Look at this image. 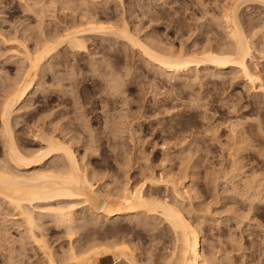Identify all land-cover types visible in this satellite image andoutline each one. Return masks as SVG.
<instances>
[{
	"label": "bare ground",
	"instance_id": "bare-ground-1",
	"mask_svg": "<svg viewBox=\"0 0 264 264\" xmlns=\"http://www.w3.org/2000/svg\"><path fill=\"white\" fill-rule=\"evenodd\" d=\"M2 1L3 0H0V2H2ZM19 1L21 2L20 3L21 4V9L20 8L19 9L22 12V16L24 15L25 16L24 19H26V20L27 19H31V21L27 20L28 21L27 23H21V24L19 22L18 25H11L8 29L5 26H0V45L3 46V50H5V52H6L5 59L7 60V62H13L14 63L15 70L23 72L22 80H20L18 82H14L12 85L9 86V88L6 87V88H8V90L4 94L3 99L2 98L0 99L1 100V102H0V150H1V152H0L1 153V155H0V219H1V221H0V261H1V264H35V263L36 264H44V263L45 264H98L99 262L104 261V258H106L107 256H112L113 257V263L112 264H121V263H123V264L124 263L125 264H150V262H152L151 259H148V258H147L148 260H146V259L143 260V259H138V258L135 259L133 255L127 254L126 251H124L122 249H119V247H121V245L115 246L114 245L115 244L114 241H112L114 244L111 243L113 245H111V244H103L102 243V245L100 244L101 246L99 248H96L95 246H94L95 248H93L92 244H91L92 247L88 246V245H90L89 243H92V241H95V237L96 236H100V235H97V234H99L98 232H100L99 230L101 229V227H100L101 225H99L100 222L107 221V222L111 223V225H112V223L117 221V220H118V222H120V220L128 221L129 224H130V225L128 224L129 225L128 227H130L131 223H132L131 227H133V228H134V226L136 228H138V227L141 228L142 227L143 228L142 230H146L144 228H150L149 230L153 229L156 226L155 225V221L156 220H158V222H160V221L162 222L163 221L164 223H167V225H168L167 227H169L173 231V233L175 234L176 240L180 241V243H181V249L179 250V252L177 254V257L175 255L174 250H172V252L170 254L172 257L173 256L176 257V264H218V262H221V264H235V262L233 261L232 257H230V255H229L230 253L228 252L229 251L228 249H227L228 251L222 252L223 250L221 251V249H217L216 250V246L215 245H213V246H215V249H213L214 247L212 245L208 246L209 248H207V245L204 246V247L207 248V250L204 249V247H203L202 242L203 241L208 242V241L206 239L205 240L202 239V234H201V231H202L201 227L202 226L201 225H202V223H204L202 221L206 220L205 219L206 217L204 216V214H202L200 212V210L201 211L205 210V212H206V209H208V208L203 209L204 207H201L202 209L199 208L200 210L196 212V214L198 216V220H199V218H201L199 221H197L196 219L194 221L191 218V215H190L191 212L189 213L188 212L189 210L185 211L184 204L182 203V201L184 202L186 197H188V196L190 197L191 191L193 190V187H191L192 185H190L189 183L184 181L183 178L186 176V174H184V173H189V172L191 173V171H192L191 169L194 167V166L192 167V165H191V164H193V162L191 164L189 163V159L191 158V157L189 158V156L191 155L189 153L192 152V150L191 151L188 150V151H185V152L179 150V154H181V156L178 157V158H180L179 169L182 172L181 174L185 175V176H183V178L181 177L182 176L181 174H180L181 175L180 177H175L176 175L173 176L172 174H170V171H165L163 173H160L157 176L156 173L153 172V169L148 164H144V165H148L149 167H143L142 168V166L139 163V165L141 166L140 168H142V169H139V171L141 170V176H142V177H140V175L138 176V177L141 178V179L139 178L140 182H139V180H137L135 178V176H133L135 178L134 180H137L136 181L137 183L135 185H133V186H130L129 185V183H130L129 181L130 180H127V177H126L128 175L129 171L127 172V169L124 168L125 171L124 172L122 171V172L125 173L123 175L125 178L115 179V177L112 178L110 176V178L112 179L111 180L112 188H111V185L109 184L110 182L108 181L109 183H107V184L110 185L111 189H107L108 191L105 190L106 191L105 194H101V192H103V190L100 189V190H102V191H100L99 189H97L96 187H98L99 185L97 186L96 183H97V181H98V183L100 181L102 182L105 178H107L109 176L108 173H107L108 166H107V168H104V169H106L105 171L103 170L105 173H107L106 175H108L107 177H105V173L103 174V173L99 172V171H102V170H98L99 168L95 169V167H94V169L90 168V166L88 167V165L90 164L89 162H91V161H89V159H91L90 158L91 155H95V154L98 155L97 152L99 151V149H98L99 146L100 145H104V143L106 141L109 142V137L110 136H108L109 135L108 133H106V134H108L107 135L108 137L105 136L106 139H104L102 137L104 134L102 136H100L101 135L100 134L99 135L100 137L98 136L99 138H95L92 135L94 133H91V132H93L96 129V127H95V129L93 131H90V135L89 134L86 135L87 134L86 133V128L88 126L86 128H84L85 132H82L83 130L82 131L81 130L78 131L79 128L75 126L76 125L75 123L80 122L79 121V119H80L79 117H81V116L77 117L78 120L75 119L77 122L73 121L74 125H72V124L70 125L67 121H64V122L59 121L57 123H53L51 118L49 120H46L47 116L44 117V115H45L44 113H43L44 114L43 116H42V113H41V117L42 118H40L37 115L40 113V111L44 110L45 108H43L39 104L36 107V109H34V112H32V113L30 112L31 114H29V116L24 120V124L26 125L25 128L28 131L29 135L32 137V140L36 141V143L37 142L41 143L42 146L38 147L35 151L25 152V151H23L25 143L24 144L19 143L20 140L22 139V136H21V139H20L19 135H21V134H18V132H20V130L17 131V132L15 130V124H16L17 121L13 118V115H15V113H16V111L18 109L26 107V105H24V102L27 101L26 98L32 97L34 95V92H36L39 89V86L43 85V82H41V79H43L42 77L44 76V72H46V71L49 72L52 67H56L57 66V68H58V66L60 64H62V63H63V65L67 64L65 62L68 61L69 59L65 60L64 57H62L63 55L61 57H62L63 60H65V62L62 61V63H61V61H60V64H59V60L57 59L59 53L61 52V50L63 48H65L64 51L70 50L69 53H70V55L72 54L73 56L77 55V54L80 55V53L87 51L86 50L87 47H86V44H85L86 36H95V37L99 36L104 41L105 40L106 41L107 40H109V41L113 40L115 42L117 41V42H120L122 44H127L132 49H137L139 51V55H141L143 57L142 60H145V62H146L144 64L152 65L154 67V69L158 71L157 75L160 74V75L164 76L166 79H169V80H171V79H178V80L179 79H184V80H186V78H187L186 76H188L187 73H189L190 71L192 72V69H195V72L200 71L198 73L203 74L205 77L206 76L207 77H212V79H214L213 80V84L212 83H210V84L214 85V81L217 82V81H221L224 78H226V75H227L226 73H228L226 70H228V71L232 72L233 74H235L237 76L236 79H238V76H240L244 80L245 84H249L251 86L250 88H252L253 90H254V88L258 87L257 90L260 91L263 94V98H264V73H263V69H259L260 67L257 64V60L255 62L254 59L256 57L254 58L253 57L254 55L252 53L253 52V48L255 49V47H253V45H250V42H248V40L250 38H248V40H247L246 36L244 35L245 32H243L245 30H242L241 29L242 28V26H241L242 24L241 25L239 24L242 20H239V18L237 17V9L239 7V4L241 2H244L245 0H243L241 2L240 1L238 2L237 0L236 1L234 0V2H232L231 4L229 2H231L232 0H230V1L227 0V4L229 3L228 5H230V6H228L227 8H224L225 7L224 6L223 7L224 8L223 9V14H222V16L220 15L223 18V21L225 22V24L227 25V29H226V26H225V31L227 30V32H225V33L228 35V39H229V43H228L229 45L227 44V47H226L227 49H225V48L224 49L220 48L221 50L216 49L219 46L220 43L222 44L221 41H223V39L225 38V35H223L224 36L223 38L220 37L222 40L221 39L218 40V41H220L219 44H217V45L215 44L217 46V47L215 46L216 50H213L214 49L213 46H211V48L208 46L209 43H211L209 41H211L213 39L212 38L210 40V38L208 37V41L204 40L207 43L209 42L208 45L204 44L205 42L203 41L204 46L206 45L208 47H204L203 50H199V51L197 50L198 51L197 54L200 51H202L201 52L202 54L200 53L199 56L197 55L198 57L195 56L196 55L195 53L194 54L190 53L191 56H189L188 55L189 53L186 54L187 52L186 53H182V52H185V51H182V50L176 51V49L175 50H171L170 49L171 47L169 48L171 51H169V49L167 48L168 52L164 53V52L161 51L159 53L158 51L160 49L158 47H161V46H164V45H162L161 43H159L158 46L150 44V41H154L155 42V40H150L148 42H145V41H143V39L140 38L142 40L141 41L139 39V37H138V34L136 35V33L131 31V30H134V29L130 30L129 25H128L127 21H126L128 19H124L123 16H121V15H120L121 16L120 19H117V17H119V15H116V14L115 15L113 14L114 16H117L115 20L113 18L114 16L113 17L111 16V18L114 21L112 19L108 18V17H110V15L113 13L114 10L117 11L119 3H118V6H117L116 9L112 8V10L114 9L113 11L108 9L110 7L109 6L107 9L112 11V12L108 13L109 11L107 9L105 11L103 9L100 10V8H97L96 10L92 9V8H94L93 6H95L97 4V3H95L96 0H95V2H93L94 0L92 1L93 3H95V5H93V6L91 4L92 2H90L89 0H19ZM115 1H117V0H115ZM119 1H121V0H119ZM256 1H259V0H256ZM262 1L264 2V0H260V2H262ZM102 2H103V4L105 3V5H106L108 0H104ZM120 3H122V2H120ZM103 4L101 3V7H103L102 6ZM116 4H117V2H116ZM90 5L92 6V8H91ZM108 5H110V4H107V6ZM221 5L223 6V4H221ZM241 5L242 4H240V6ZM263 5H264V3H263ZM105 7L106 6H104V9H105ZM143 7H142V9H143ZM50 8H52V10ZM220 8H221V6H220ZM125 9L127 10V8H125ZM129 9H131V8H129ZM133 9L134 8H132V10ZM47 10H51V13L49 14L50 15V18H49L50 20L49 21H52V26H51L50 22L45 24L46 21L43 19V17L46 14ZM152 10H155V9H152ZM142 11H146V10H142ZM148 11H149V9L147 7V12L144 13V14H139V15H142V16L147 15V14L148 15H154V13L153 14L152 13L149 14L150 12H148ZM132 12H134V11H132ZM135 12H136V10H135ZM154 12H156V10ZM220 13H222V12L220 11ZM51 14L54 17L52 20H51V17H52ZM58 14H60V17H58ZM130 14H132V13L130 12ZM135 15H137V14H135ZM139 15H137V16L138 17H142V16H139ZM101 16H102V18L104 16H106V19L108 18V20L106 22H103L106 19L104 18V20L102 19L103 20L102 21L100 19ZM128 16L131 17L133 15L130 16L128 14ZM152 17H154V16H152ZM171 17H173V16H171ZM221 17H219V18H221ZM57 18H59V19L57 20ZM135 18H136V16H135ZM99 19L102 22L99 21ZM152 19H150V20L152 21ZM217 20L218 19H216V21ZM238 21H240V22H238ZM32 22H35V23L32 25ZM130 22H132V21H130ZM224 22H222V23H224ZM133 26L135 27V24H133ZM218 26H221L222 29H223L222 25H218ZM134 27H131V28H134ZM177 27H178V25H177ZM179 27L177 28V30L180 29ZM206 29L207 28H205V30H204V34H205V31L207 32ZM209 29H208V31H210ZM135 30H137V28ZM223 33H224V31H223ZM245 34L247 35V33H245ZM178 35H179V33H178ZM205 36H210V35L207 34ZM247 37H248V35H247ZM145 38H147V37H145ZM226 38H227V36H226ZM226 38H225V40H226ZM205 39H207V38H205ZM154 44H157V43L155 42ZM160 44H161V46H159ZM212 44H213V41H212ZM251 44H252V42H251ZM93 45H95V44H93ZM107 45H109V44H107ZM110 45L114 46L112 44H110ZM100 46H102V45L100 44ZM221 46L224 47V46H226V44L225 45H221ZM106 47H109V46H106ZM165 47H168V46L165 45ZM193 47L195 48V45ZM196 47H198V46L196 45ZM202 47H203V45H202ZM112 48L109 49V50H112ZM127 48L128 47L126 46V49ZM130 48L128 50H130ZM105 49H107V48H105ZM115 49H116V47H115ZM154 49L155 50L158 49V50L155 51ZM100 50H99V53H100ZM103 50L104 49H102V51ZM164 50H166V49L164 48ZM104 51L108 52L106 50H104ZM132 51L133 50H131V52ZM180 51H182V52H180ZM109 52H111V51H109ZM112 52H113V50H112ZM114 52H115V50H114ZM117 52H118V50H117ZM117 52H115L114 55L115 54L118 55ZM192 52H194V50ZM86 53L91 54L92 52H88L87 51ZM105 54H102V57ZM65 55H67V54H65ZM70 55H67V56H70ZM109 55L111 56L113 54L109 53ZM127 55L129 56L130 53L127 54ZM127 55L125 54V58L124 59L127 58L126 57ZM71 58H72V60H74L73 59L74 57H71ZM77 59H81V58H78V55H77ZM102 59L107 60L108 58L107 59L106 58H102ZM53 61H55V63H54V65H51V64H53L52 63ZM70 61H68V62H70ZM46 62L49 64L47 67L44 64ZM71 62H73V61H71ZM104 62H106V61H104ZM75 63H77V62L74 61V64ZM110 63H112V61ZM124 63L127 64V61L124 62ZM78 64H76V65H78ZM101 64L102 63L99 64V67H100ZM67 65L71 66L72 64L68 63ZM73 65L71 66L72 68H73ZM109 65L110 64H108V66ZM87 66H89V65H87ZM105 66L107 68L106 64H105ZM59 67H61V66H59ZM79 67H81V66H79ZM79 67H77V68L75 67V68L78 69ZM97 67L95 66L94 69H96ZM102 67L103 66L101 65V68ZM64 68H65V71H66V67H63L62 69H64ZM111 68H112V66H111ZM115 68H113V70ZM150 68H152V67L150 66ZM261 68H262V66H261ZM116 69L118 71L120 70L119 68H116ZM58 70H57V72L61 71V70L60 71H58ZM72 70H73V71H71L72 73L75 72V71L76 72L78 71V70L74 71V69H72ZM98 70H96V72ZM103 70H100V71L102 72ZM130 70H128V71H130ZM114 71L112 72L109 69V70L103 72V76L106 77L107 74L108 75L112 74L111 77H113ZM128 71H126L125 73H127ZM62 72H64V71L62 70ZM68 72H70V71H68ZM83 72H82V74H83ZM91 72L92 71H90V73H88V74L86 72L87 75L84 78L85 80L87 79L86 77L88 75L90 76V74L91 75L93 74ZM120 72H122V71L120 70ZM72 73H71V75H72ZM129 73H127V74H129ZM53 74L54 75L56 74V70L54 72L52 71V73H51V75L54 77ZM60 74L63 75L64 73L60 72ZM75 74H74V76H76ZM97 74H99V73H97ZM116 74L118 75L119 73H117V71H116ZM80 75H81V73H80ZM80 75H79V78L81 77ZM48 76H47V78H48ZM119 76H121V75L119 74ZM119 76L116 77L117 79L116 78H111L110 80H108V81H111L110 84H108L109 82L105 81L108 84V85L106 84V86H108V88H109V85H110V88L113 90V92L118 91V90L120 91V88H121L120 86L123 83V81H122L123 78H121V80H120ZM53 77L52 78L50 77V79L46 80V81L47 82L50 81L51 79H53ZM72 77H73V75H72ZM77 77L78 76H76V78ZM92 77L90 76V79ZM96 77H94V78H96ZM121 77H123V76H121ZM191 77H192V74H191ZM230 77L233 78L235 76L231 75ZM62 78H63V76H62ZM68 78H70V77H68ZM68 78L66 80H69ZM76 78H74V79H76ZM99 78H100V76H99ZM199 78H200L199 80L201 81L202 78L201 77H199ZM101 79H102V76H101ZM107 79L108 78L106 77V80ZM162 79H163V77H162ZM195 79H197V78L195 77ZM54 80L55 79H53V81ZM94 80H96V79H94ZM193 80H194V78H193ZM75 81H77V79L72 81V82H75ZM103 81H104V79H103ZM187 81H189V80H187ZM206 81H207V79L205 80V82ZM208 81L210 82V80H208ZM92 82H94V81H92ZM101 82H102V80H101ZM125 82L122 85L123 87L125 85ZM203 82H204V79H203ZM69 83H70V81L68 83H65L66 86H65V84H63L62 87L65 86L64 87V89H65L67 87V84H69ZM95 83L100 84L98 81L95 82ZM95 83L94 84L92 83L90 85L97 86ZM185 83L183 84V85H185L184 87H186ZM71 84H73V83H71ZM218 84H219V82H218ZM70 85H68V87H70ZM73 85H76L75 88L78 86L76 84V82ZM73 85H71V86H73ZM52 86H53V84H52ZM101 86L106 87L105 85H101ZM62 87H60V88H62ZM90 88H91V86H90ZM110 88L108 89L109 92L107 91L108 94L111 92ZM172 88L174 89V87H172ZM247 88H249L248 85H247ZM247 88H245L246 91H247ZM51 89H50V91H52ZM53 89H55V88H53ZM73 89L74 88H72V90ZM103 89L105 90L106 88H103ZM45 90H46V88H45ZM66 90H69V89L66 88ZM82 90H81V92H82ZM90 90L91 91L94 90V91L98 92L94 88H92ZM90 90H89V94H90ZM104 90H102V92ZM249 90L250 89H248V91ZM73 91H72V93H74ZM78 91H80V90H78ZM122 91H121V93H124V91L123 92ZM61 92L63 94V91H61ZM61 92L59 93V95H61ZM102 92H101V94H103L105 96V94H104L105 91L103 93ZM55 93L58 94V92H55ZM75 93H77V89H76ZM78 93H77V95H78ZM83 93H82L83 95L86 94L85 92H83ZM121 93H119V95H123ZM66 94H68L69 97H71V95L69 93L66 92ZM82 94H81V97H82ZM113 94H115V93H113ZM116 94H118V93H116ZM250 94H252V93H250ZM59 95H58V97H59ZM91 95H93V94H90L89 97ZM95 95H96V93H95ZM109 95H111V94H109ZM109 95H107V99H109V97H108ZM196 95L199 96V94H196ZM72 96H73V94H72ZM257 96H258V94H257ZM60 97H62V95ZM84 97H82V98H84ZM87 97H88V95H87ZM111 97H110V99H111ZM117 97H119V96L117 95ZM122 97H124V96H122ZM255 97H254V99H255ZM73 98H75V97H73ZM82 98H80V97L78 98V99H81L80 102L82 101ZM91 98L95 99L96 97L94 98V97L91 96ZM125 98H127V97H125ZM173 98L175 100V97H173ZM252 98H253V96H252ZM54 99H55V95H54ZM54 99H53V101H54ZM67 99L65 98V100H67ZM102 99L100 98L99 101H102ZM107 99L105 98V100H107ZM172 99H170V100H172ZM256 99L254 101L255 104L257 103ZM90 100L92 101V99H90ZM90 100H88V101H90ZM96 100H98V99L96 98ZM122 100H123V98H122ZM124 100H126V99H124ZM69 101H71V100L68 99V102ZM86 101H85V103H86ZM103 101H102V103L101 102L100 103L103 104ZM115 101H117V100H115ZM115 101H111V103L115 102ZM195 101H196V99H195ZM46 102H49V98H47ZM64 102H66V101H64ZM73 102L75 104V101H73ZM80 102H79V104H80ZM95 102H92V104L95 103ZM105 102L108 103L109 101L107 100ZM105 102H104V104L107 105V103H105ZM122 102L125 103V101H122ZM60 103L63 104L62 102H60ZM88 103L90 104V102H88ZM127 103H128V101H127ZM197 103L198 104H196V105H197L198 108H199L200 105L203 104V103L199 104V102H197ZM19 104H22V105L18 107ZM57 104H58V102H57ZM66 104H68V103H66ZM70 104L71 103L69 102L68 106ZM97 104H98V102H96V105ZM120 104L122 105L123 103H120ZM172 104H173V101H172ZM82 105L83 104H81V106ZM93 105H95V104H93ZM93 105H92V109L95 107V106L93 107ZM99 105H97V106H99ZM256 105H259V104H256ZM256 105H255V107H256ZM73 106H72V108H73ZM86 106H88V104ZM53 107H54V105H53ZM83 107H85V106H83ZM110 107H112V106H110ZM114 107L116 108V106H114ZM232 107L236 108V106H232ZM240 107L242 108L243 106H240ZM87 108H86V111L89 112L90 108L88 110H87ZM115 108H114V112H115ZM201 108H202V106H201ZM235 108H234V110H236ZM70 109H71V107H70ZM70 109H69V111H67L66 109L62 110L61 111L62 113L59 110L58 111V113H60V115H59L60 118L59 119H61L62 117L66 116V115H69V113L71 114L72 111L70 112ZM76 109H78V108L76 107ZM97 109H98V107H97ZM251 109L252 108H250L246 112L253 111L254 110V106H253V109L252 110ZM111 110L113 111V109H111ZM131 110H132V108H131ZM25 111H23V112H25ZM79 111H80V109L78 110V112ZM100 111H103V110H100ZM116 111H117V109H116ZM125 111H127V109ZM95 112H93V113H95ZM118 112L119 111H117V113H114V114H118ZM254 112H255V110H254ZM256 112H257V110H256ZM72 113L74 114V112H72ZM104 113L105 112H103V114ZM249 113H251V112H249ZM252 113H251V118L253 119L252 116L256 115V113L255 114H252ZM73 114H71L72 117H73ZM75 114L78 115V113H76V112H75ZM79 114H82L81 111H80ZM86 114H88V113H86ZM89 114H90V112H89ZM105 114H107V113H105ZM126 114L129 115V113H126ZM126 114L124 113V114H121L120 116H118V115L117 116L122 118L123 117L122 115H124V117H126L125 116ZM46 115H48V114H46ZM245 115H247V114H245ZM245 115H243V116H245ZM107 116H109V114ZM249 116H250V114H248V117ZM132 117H134V116L132 115ZM74 118H72V119L74 120ZM102 118H100V120ZM110 118L111 117H108V119H110ZM114 118H116V116ZM240 118H244V117H240ZM85 119H87V118H85ZM108 119L105 116V119L103 121L105 124L104 123L102 124V126L105 125L104 128L110 127V126H106L107 123L110 121V120L108 121ZM116 119H119V118H116ZM129 119L130 118H128V120ZM121 120H120V123H121ZM128 120H126L128 122L127 125H130L133 122V120L132 121H131V119L129 120V121H131V123ZM114 121L119 122V120L118 121L114 120ZM114 121L112 120V122H114ZM81 122H84V120L82 118H81ZM86 122H88V121H86ZM86 122H84V123H86ZM122 122H123V120H122ZM243 122H244V120H243ZM248 122H249V118H248ZM80 123H78V125ZM125 123H123L124 126H125ZM253 123H252V125H253ZM250 124H248L249 127H250ZM84 125L86 126V124H84ZM117 125H118V123H117ZM257 125L259 126V123H257ZM81 126L84 127L83 125H81ZM118 126L120 127V125H118ZM124 126L121 125V127H124ZM130 126L129 127L127 126L128 127L127 128L128 131H126V132H128V135H129L128 137L130 138V139L128 138L129 141L127 139H125L127 137L123 138L124 135L122 137L123 138L122 140L125 141V142L127 141L130 144L131 143L130 140L133 141V139L134 140L136 139L134 141V143L132 142L134 145L136 143V146H138L137 143L140 140L142 141L141 144H143L144 140L147 139V138L142 140L143 137H140L141 139L136 137V135H138V134L135 133L136 132L135 130H138V129H133L135 131L134 132L133 130H131ZM133 127H135V125ZM137 127H138V125H137ZM137 127H135V128H137ZM171 127L172 126H170V128ZM233 127L235 128L236 126L232 125V128ZM252 128H253V126H252ZM261 128H263V126ZM80 129H83V128H80ZM107 129H106L105 132H107ZM118 129L119 128H117V130ZM120 129H124V128H120ZM239 129L240 130H238L236 132V135H235L231 131V129L229 128L230 132H232L234 134L233 138L231 136V138H232L231 140H233V142L231 141L233 143V144L231 143V145H233V146H232V148L230 147L232 149V151L230 150L231 152H229L230 156H228V153H227L226 157L228 156L229 159L231 157V162H229V163L232 166L229 165L230 168H232L233 170L234 169L239 170V172H240L241 171L240 169H242L244 167V163H242V164L240 163V160L243 159V154H245L244 156H247L246 154L249 155L250 152H251V153H255V156L257 154L260 157H264V136H263L264 132H263L262 136L260 137L261 141L259 142L257 140L260 143V144L258 143L259 146L257 145V147H255L254 145H256V144L253 145L251 143V141H250V134H251L252 130H247L246 128L242 129L241 127ZM258 129L259 128H256L255 132L260 130V129L259 130ZM96 131H97V129H96ZM109 131H110V133L112 132L111 130H109ZM168 131H170V130H168ZM168 131H166V132H168ZM97 132H99V131H97ZM113 132H114V130H113ZM123 132H125V131H123ZM139 132L140 131H138V133ZM162 132H164V131H162ZM99 133H101V132H99ZM102 133H104V131ZM232 133H230V134L233 135ZM166 134L167 133H165L164 135H166ZM169 134H171V133H169ZM174 134H176V133H174ZM97 135H98V133H97ZM97 135L95 134V136H97ZM125 135H126V133H125ZM227 135H229V134H227ZM114 136L117 137V135H114ZM114 136H113V138H114ZM141 136H143V135H141ZM172 136L169 137V139L170 138L172 139ZM175 136H173V137H175ZM225 137H227V136L225 135ZM256 137H257V134H256ZM166 138H165V140L168 139V138L167 139ZM251 138H253V137H251ZM178 139H179V136L177 135V142H178ZM217 139H219V138H217ZM257 139H259V136L257 137ZM75 141L77 142V145H76V143H75V145H73V143ZM98 141H99V143H96ZM110 141H111V139H110ZM167 141H166V143H168ZM255 141L256 140L254 138L253 142L255 143ZM115 142L116 141H114L113 144H115ZM118 142L120 143L122 141H119V139H118ZM125 142H123V143H125ZM140 142L138 144H140ZM174 142L175 141H173L172 144ZM182 142H184V141H182ZM182 142H178V144L179 143L183 144ZM222 142H220V143H222ZM227 142H228V140H227ZM193 143H194V140H193ZM113 144L110 145V148H112L111 146L115 147L116 144L115 145H113ZM178 144H176V145L178 146ZM187 144H188V142H187ZM120 145H125V144H121L120 143ZM173 145H170V146H173ZM197 145H198V143H197ZM161 146H163V145H161ZM177 146H175V147L177 148ZM25 147H26V145H25ZM123 147L125 148V146H123ZM130 147H132V146H130ZM78 148H81L82 153L78 152ZM110 148H108V149L106 148V149L109 151ZM116 148H118V147H116ZM116 148H114V149L116 150ZM124 148H122V149H124ZM126 148H128V147H126ZM187 148H189V147H187ZM226 148H227V146H226ZM104 149H105V147H104ZM114 149L112 148V149H110V151L113 150L111 152H114V154L113 153L112 154L114 155V157L115 156L117 157L118 156V152L120 150L118 149L119 151L117 152ZM130 149H128V151ZM100 150H101V147H100ZM132 150H134V149H132ZM132 150H130V151H132ZM138 150H139V148H138ZM140 150H141V148H140ZM171 150H172V148H171ZM91 151H93V153H91ZM105 151L106 150H104L103 152H105ZM124 151H125V149H124ZM128 151H125L126 153L124 152V154H126V156L130 155L128 153ZM141 152L142 151H139V153H138V151H137V153L139 154V157L141 155ZM105 153L108 154L107 152H105ZM127 153H128V155H127ZM131 154H134L133 151H132ZM142 154H143V152H142ZM120 155H122V153ZM171 155H173V154H171ZM175 156H176V154H175ZM175 156L173 158H175ZM251 156H252V154H251ZM103 157H105V156H103ZM112 157L108 156L107 158L110 159ZM118 157H119V159H118L119 161H120V158L123 159L120 156H118ZM249 157H250V155H249ZM115 158H114V160H115ZM127 158L129 159V156L128 157H124L123 160L124 161L128 160ZM258 158H257V160H258ZM109 159H107L106 165L108 164L107 162H108ZM137 159H138L137 161L139 162V158H137ZM244 159L246 160L245 157H244ZM97 160L99 161L100 159H97ZM105 160H106V158H105ZM118 160H116V161H118ZM252 160H253V158H252ZM254 160H255V157H254ZM254 160L251 161V162L254 163ZM112 161H111V163H114V161L113 162ZM119 161H118V163H119ZM134 161H136V159ZM141 161H142V159H141ZM191 161H192V159H191ZM242 161H244V160H242ZM259 161H261V159ZM97 162H95L96 163V167H97ZM129 162H130V160L128 161V163L126 161V163H123L122 166L124 167L125 164H127L126 166H128ZM131 162H133V161H131ZM194 162H195V160H194ZM91 163H93V162H91ZM102 163H104V160L102 161ZM118 163H114V164L116 165ZM98 164L100 165V162H98ZM135 164H133V165H135ZM248 164H250V163H248ZM255 164H256V162H255ZM101 165H100V167H101ZM106 165H105V167H106ZM118 165L120 167H122L121 164H118ZM139 165H136V166H139ZM102 166L104 167V165H102ZM112 166H110V168H112ZM129 166H132V165H129ZM246 166L247 165L245 164V167ZM120 167H117L118 169H120L118 171L119 173L121 172V169H122ZM113 168H116V167H113ZM126 168H128V167H126ZM247 168H248V166H247ZM254 168L255 167H253V169ZM253 169H251L250 174L248 173L244 177H241V178H243L241 180L242 183H243V184H241V185H243V190H244V186H245V191H246V188L248 190H250V192L253 193V195L251 197H253L254 194H258V193L260 194L261 193L260 191H263L262 189L264 188V181L262 180V179H264V178H262L263 176L261 177L260 173L258 174V172H256L257 174L254 171L252 172ZM110 170L111 169H109V173H111ZM112 170L114 171L115 169H112ZM247 170L248 169H246L245 171L247 172ZM131 171H133V170H131ZM126 172H127V174H126ZM213 172H215V171H213ZM222 172H224V171L221 170V173ZM231 172H232V170H231ZM119 173L116 172V174L113 173L112 175L113 176L114 175L118 176ZM137 173H139V172H137ZM241 173L242 172H240V174ZM208 174L210 175L209 171H208ZM229 174H231V173H229ZM121 175H122V173H121ZM189 175L191 176V174H189ZM206 175H207V172H206ZM209 175H208V177H209V179H211ZM225 175L226 174L224 173L223 176H225ZM119 177H121V176H119ZM119 177H116V178H119ZM228 177H227L226 180H229ZM130 178H131V176H130ZM191 178H192V176H191ZM239 178L240 177H238V179ZM124 179H126V180H124ZM234 179H235V177H234ZM182 180L184 182L181 183ZM188 181H189V179H188ZM205 181L206 182L210 181V184H211V180H207L206 179ZM131 182L133 183V180ZM158 184H164L165 188L167 190H169V198H164V197L163 198H161V197L159 198V197L153 195L154 193H152L151 190H152V188H155ZM100 185H101V183H100ZM206 185H207V183H206ZM235 188H236V186L233 188L234 191L237 189V188L236 189ZM241 189H242V186H241ZM243 190H242V192H243ZM230 191H232V190H230ZM238 191H239V188H238L237 192ZM245 191H244V195L246 194V197H247V193ZM239 195H240V193H239ZM248 195H250V194L248 193ZM235 196L238 197L237 195H235ZM242 197H244V196H242ZM248 197L250 198V196H248ZM191 198H192V196H191ZM260 199H261V197H260ZM217 200H218V198H217ZM252 200H254V199H252ZM262 201L264 202V200H262ZM250 203H251V201H250ZM190 204H191V202H190V198H189V202H188V206L189 207H190ZM202 206H204V205H202ZM207 207H209V206H207ZM191 208H193V207L191 206L190 209ZM194 210L195 209H193V211ZM198 212H200L201 214H199ZM243 214H245V213L243 212ZM236 216H238V215H236ZM241 216H243V215H240V217ZM210 218H211V216H210ZM7 220H10V221L7 223L6 222ZM209 220H211V219H209ZM158 222H157V224H158ZM124 223H122V224L124 225ZM119 225H121V224H119ZM102 226H103V224H102ZM11 227L12 228L14 227L15 230L17 231V234H18L17 237H14V235L9 233V228H11ZM109 227L111 229L112 226H110V224H109ZM120 227H122V226H119L118 228H120ZM105 228H107V224H106ZM118 228H115V229H118ZM115 229L113 228V230H115ZM126 229L125 228L123 229V227H122V230H126ZM155 229L156 228H154V230ZM106 230L107 229H105V233H104V230L102 229L103 236L108 232ZM111 230H110V232H111ZM113 230H112V232H114V234H115L116 232L113 231ZM138 231H139V229H138ZM151 231H153V230H151ZM131 232H133V231H131ZM153 234H154V232H153ZM109 235H110V233H109ZM105 237H104V239H105ZM117 237H115V238L117 239ZM123 238H124V236H123ZM105 240L108 241L107 239H105ZM119 243H121V242H119ZM209 244H211L210 241H209ZM85 246H87V247H85ZM122 247H123V244H122ZM237 250H238V248H237ZM133 251H134V249H133ZM86 253H89L90 255H88ZM144 253H146V252H144ZM148 254H151V253L148 252ZM148 257H150V256H148ZM145 260L147 262H144ZM155 263L156 262H154V264ZM164 264H170V257H169V260H165L164 261Z\"/></svg>",
	"mask_w": 264,
	"mask_h": 264
},
{
	"label": "rangeland",
	"instance_id": "rangeland-1",
	"mask_svg": "<svg viewBox=\"0 0 264 264\" xmlns=\"http://www.w3.org/2000/svg\"><path fill=\"white\" fill-rule=\"evenodd\" d=\"M89 1L92 2L93 0H89ZM102 1H104V0H99V1L96 0V2L94 0L93 2H95L97 4L95 5V3L92 2L91 3L92 6L93 5H95V6H93L94 8H92V6L90 5L91 8L95 9V10L97 8H100V10L103 9L105 11L110 6L111 8L109 7L108 9L112 10V8L116 9L117 6H118V3H119L117 11L113 9L114 10V11L112 10L113 13L108 18L112 19L111 16L113 17L116 14V15H119V17L114 16L113 17L114 20L116 19V17H117V19H120L121 16H123L124 19H128L126 21H127L128 25H129L130 30L134 29V30H131V31L136 33V35L138 34L139 39L141 38L145 42H148L150 40H155V42L157 44H154L155 43L154 41H150V44H153V45H156V46H158L159 43L164 45V46H161V44L159 45V46H161V47H158L160 49L158 51L159 53L161 51L164 52V53L168 52L167 48L169 49L170 47H171L170 48L171 50H175L176 49V51H179V50L185 51V52H182V51H180V52H182V53H186L187 52L186 54L189 53L188 54L189 56H191L190 53L191 54L195 53L196 54L195 56H197V55L199 56L202 51H200L198 54H197V52L199 50H203L204 47H208V46L210 48H211V46H213V48H214V49L212 48L213 50H216V49L221 50L220 48L227 49L226 47H227V44L229 43L228 35L225 33V32H227V30L225 31V26H226V29H227V25L225 24V22L223 21V18L221 16L223 14V9L227 8L228 6H230L228 4L229 3L231 4L232 2H234V0H232L231 2H229L230 1L229 0L228 4H227V0H223V1L222 0H121V1L113 0L114 2L112 0L111 1L108 0L106 5H105V3L103 4ZM237 1L241 2L243 0H237ZM116 2H117V4H116ZM120 2H122V3H120ZM262 2H260V0L259 1H256V0H245L244 2H241L240 4H242V5L240 6V4H239V7L237 9V17L239 18V20H242L241 22L240 21H238V22H240L239 23L240 25L242 24L241 25L242 26L241 29L245 30L243 32L247 33L248 37L244 33V35L246 36L247 40H248V38H250L248 40V42H250V45H253V47H255V49L253 48V52H252L253 55H254L253 57L254 58L256 57L254 60H255V62L257 60V64L260 67V68L259 67L258 68L259 69H263V73H264V55H263L264 54V5H263L264 2L263 3ZM20 3L21 2L19 0H3L2 2H0V26H5L8 29L11 25H18L19 22L21 24V23H27L28 21H31V19H27L28 20L27 21L26 19H24L25 16L24 15L22 16V12L20 11V9H21V4ZM101 3L103 4L102 5L103 7H101ZM107 4H110V5L107 6ZM221 4H223V6ZM104 6H106L105 9H104ZM220 6H221V8H220ZM142 7H143V9H142ZM147 7L149 9L148 12H150L149 14H151V13L153 14L154 13V15H148L147 14V15H144L145 17L142 16V15H139V14L146 13L147 12ZM125 8H127V10ZM129 8H131V9H129ZM132 8H134V9L132 10ZM50 9L52 10V8H50ZM152 9H155L157 13L154 12L155 10H152ZM51 10H47L46 11V14L44 15L43 19L46 21L45 24L50 22L51 26H52V21H49L50 20L49 19L50 18L49 14L51 13ZM110 10H108L109 12L108 11L107 12L108 13L112 12ZM135 10H136L137 13L135 12ZM142 10H146V11H142ZM132 11H134L135 13L132 12ZM220 11L222 13H220ZM130 12L132 14H130ZM128 14L130 16L133 15L134 17L133 16L129 17ZM135 14H137L139 16H142V17H138ZM51 16H52V14H51ZM135 16H136V18H135ZM152 16H154V17H152ZM171 16H173V17H171ZM58 17H60V14H58ZM219 17H221V18H219ZM53 18L54 17L52 16L51 20ZM104 18L106 19V16H104L103 18H102V16L100 17L101 20L102 19L104 20ZM108 18L105 21H103V20L102 21L106 22L108 20ZM58 19L59 18H57V20ZM100 19H99V21H101ZM150 19H152V21ZM216 19H218V20L216 21ZM130 21H132V22H130ZM222 22H224V23H222ZM34 23L35 22H32V25ZM132 23L135 24V27L137 28V30H135L136 28L133 26ZM177 25H178V27L180 26L179 27L180 29H178L179 31L177 30V28H178ZM218 25H222L223 29H222L221 26H218ZM131 27H134V28H131ZM205 28H207L206 30H207L208 33L205 31V34H204ZM208 29L210 31H208ZM223 31H224V33H223ZM178 33H179V35H178ZM207 34H209L210 36H205ZM223 35H225V38L227 36V38H226V40L224 38L223 41H221L222 42V44H221L220 41H218V40L223 38L224 37ZM203 36L205 38H207V39H205ZM145 37H147V38H145ZM208 37L210 38V40L213 38L211 41H209L211 43L208 42L209 45L206 42V41H208ZM204 40H206V41H204ZM112 41L113 40H111V41H109V40L106 41L105 40L104 41L99 36H96V37L95 36H86V42H85L86 47H87L86 50L88 52H92V53L88 54V53H86L87 51H85V52L80 53V55L77 54L78 58H81V59H77V55H74V56L72 54L70 55V53H69L70 50L64 51L65 48H63L61 50L62 53L60 52L61 54L59 53L58 58H57L59 60V64H60V61L62 63V61L65 62L66 59L67 60L69 59L68 61H70V60L73 61V62L66 61L65 63H67V64L69 63V64L73 65L74 61L77 62V63H75L73 65V68L71 67L72 65L69 66L67 64L66 65L64 64L65 65L64 66L63 63L59 65L61 67H59V66H58V68H57V66L56 67H52L51 70L53 72L56 70V74L55 75L53 74L54 77L51 75V73H52L51 70L49 72L48 71L44 72V76L45 77L43 76L42 77L43 79H41V82H43V85L39 86V89L36 92H34V95L32 97L26 98L27 101L24 102V105H26V107L18 109L16 111L15 115H13V118L17 121L16 124H15V130H16V132L20 130V132H18V134H21V135H19L20 139H21V136H22V139L20 140L19 143H21V144L25 143L23 151L32 152V151H35L38 147L42 146L41 143H39V142L36 143V141L32 140V137L29 135L28 131L25 128L26 125L24 124V120L29 116V114L34 112V109H36V107L39 104L45 109L40 111V113L37 116L42 118L41 117V113H42V116L45 114L44 117L47 116L46 120H49L51 118L53 123H57L59 121H62V122L67 121L70 125L71 124L74 125L73 121L77 122L75 119H77V117L81 116V117H79L80 118L79 119L80 122H81V118L84 120V122H86V121H88V122H86V123H84V122L75 123L76 124L75 126L79 128L78 131L79 130H81V131L83 130L82 132H85L84 128H86L88 126L86 128V133H87L86 135H88V134L90 135V131H93L95 129V127H96L97 131H99L101 133L97 132L96 129L93 132H91V133H94L92 135L95 138H99L103 134L104 135L102 137L104 139H106L105 136H107L108 134H109L108 136L111 137V138L109 137V142L106 141L104 143V145L106 144L105 146L104 145H100L99 146V148H98L99 151L97 152L98 155H96L94 153L95 155H91V157H90L91 159H89V161L93 162V163L89 162L90 164L88 165V167L90 166V168L94 169V167H95V169L99 168L98 170H102V171L104 170L105 171L106 169H104V168H107V166H108L107 173H108L109 176L106 175L107 173H105L104 171L103 172L99 171L100 173H103V174L105 173V177L108 176L102 182L100 181L98 183V181H97V183H96L97 186L99 185L96 188L99 189V190L102 189L103 192H104V193L101 192V194H105V192L108 191L107 189H111L112 188V185H111L112 184L111 183L112 179L110 178V176L112 178L115 177V179L125 178L123 176L125 174V173H123L125 171V169H127V172L129 171L128 175L126 177H127V180H130L129 181L130 182L129 183L130 186L135 185L137 183L136 182L137 180H139V182H140V179H141L140 177H142V176H141V170L139 171V169H142L143 167H149L150 166L153 169V172L156 173L157 176L160 173H163L165 171H170V174H172L173 176L176 175L175 177H180L182 175L181 177L183 178V176H185L184 174H186V176L183 179H184V181H186L187 183L192 185L191 187H193V190H192L193 192L191 191L190 197L188 196V197H186L184 202L182 201V203L184 204L185 211L189 210L188 212L189 213L191 212L190 213L191 218L194 221H195V219L197 221H199L201 218H199V220H198V216H197L196 212L199 211L200 209H202L201 207H204L203 209L208 208V209H206V212H205V210L204 211L200 210V212L202 214H204V216L206 217L205 218L206 220H203L202 222H204V223H202V225H201L202 226L201 227L202 228L201 229L202 230L201 231L202 239H204V240L206 239L208 241V242H206V241L202 242L203 247L207 245V248H209L208 246L215 245L216 246V250L217 249H221V251L223 250L222 252H225V251L229 250L228 251L230 253L229 255H230V257H232V259L235 262V264H237V263L238 264H264V202L262 201V200H264V197H263L264 196V194H263L264 193V188L262 189L263 191H260L261 192L260 194L259 193L258 194H254V196L251 197L253 195V193L250 192V190H248L247 188H246V191H245V186H244V190H243V185H241V184H243L242 181H241L243 178H241V177H244L248 173L250 174L251 169H253V167H255L256 169L254 168L252 170V172L253 171L255 173L258 172V174L260 173V176L261 177L263 176L262 178H264V160H263L264 157H260L257 154L255 156V153H251V152L249 154L250 157H249L248 154H246L247 156H244L245 154H243V159L240 160V163L241 164L244 163V167H245V164H246L248 166V168L246 166L245 168L243 167L242 169H240L241 170L240 172H242L241 174H240L239 170H236V169L233 170L232 168H230V166H232L229 163V162H231V157H230V159L228 157V156H230L229 152L232 151L231 148L233 146V145H231V143L233 142V140H231V139L233 138L234 134L236 135V132L238 130H240L239 129L240 127L242 129L246 128L247 130H252L251 134H250V141H251V143L253 145L256 144V145H254L255 147H257V145L259 146V144H260L259 142L261 141L260 137L262 136V134L264 132L263 131L264 130L263 129L264 128V98H263V94L260 91L257 90L258 87L257 88L253 87L254 88V90H253L252 88H250L251 86L249 84H245L244 80L240 76H238V79H236L237 76L235 74H233L232 72L228 71V70H226L228 72V73H226L227 74L226 78L221 80L222 82L221 81H217V82L214 81V85H212L213 84V80H214V79H212V77H207V76L205 77L203 74L198 73L200 71L195 72V69H192V72L190 71L189 73H187L188 76H186L187 77L186 80H184V79H179V80L178 79H171V80L166 79L164 76H162L160 74L157 75L158 71L155 70L152 65L144 64L146 62H145V60H142L143 57L141 55H139V51L137 49H132L127 44H122V43L117 42V41H116L117 42L116 43L115 41H113V42ZM203 41L205 42L204 44H206L208 46H206V45L204 46ZM212 41H213V44H212ZM215 41L216 42L218 41V42L216 43ZM223 42L226 44V46H224V47L221 46V45H225ZM251 42H252V44H251ZM93 44H95V45H93ZM100 44L102 46H100ZM107 44H109V45H107ZM110 44H112L114 46H111ZM215 44L216 45L219 44V46L217 47ZM165 45L168 46V47H165ZM194 45H195V48L193 47ZM196 45L198 47H196ZM202 45H203V47H202ZM106 46H109V47H106ZM126 46L128 47L127 49H126ZM110 47L111 48L113 47L112 48L113 52H112V50H109V49H111ZM115 47H116V49H115ZM105 48H107V49H105ZM129 48H130V50H128ZM164 48L166 50H164ZM102 49H104V50H106L108 52L111 51L112 53L111 52H109V53L113 54V55H111L112 57L109 55L108 52H105L104 50L102 51ZM170 49H169V51H171ZM99 50H100V53H99ZM114 50H115V52H117V50H118V52H117L118 55H116V54H115L116 56L114 55V53H115ZM131 50H133V51L131 52ZM157 50L158 49H156L155 51H157ZM191 50L192 51L194 50V52H192ZM104 52L106 54L107 53L108 54L106 55ZM129 53H130V55L128 56L127 54H129ZM65 54L70 55L71 57H74L73 58L74 60H72V58L70 56H67ZM102 54H105V55H103V57H102ZM125 54L127 55L126 59H124L125 58ZM61 56L64 57L65 60H63ZM5 57H6V52H5V50H3V46L0 45V99L1 98L3 99V96L6 93V91L8 90L10 85H12L14 82H18V81L22 80V78H23V72L15 70L14 63L13 62H7ZM102 58H106V59L108 58L109 60L110 59L111 60L109 61L107 59L108 60L107 61V60H104ZM121 59L122 60L124 59L123 60L124 62L127 61V64H125ZM103 60L106 61L107 63L104 62ZM111 61H112V63H110ZM99 62L102 63L101 64L103 66L102 68H101V65L99 67V64H100ZM103 62L107 65V68H106V66H105V64ZM52 63L53 64H51V65H54L55 61H53ZM44 64L46 65V67L49 65L47 62L44 63ZM76 64H78V65H76ZM86 64L89 65V66H87ZM108 64H110L109 65L110 67L108 66ZM260 65L262 66V68H261ZM79 66H81L83 69L81 67H79ZM95 66L96 67L98 66L99 68L97 67L96 69H94ZM111 66H112V68H111ZM150 66L152 68H150ZM63 67H66V71H65V68L62 69ZM75 67L76 68L79 67V68L76 69ZM115 67L119 68L122 72H120V70L118 71ZM113 68H115L114 69L115 71L113 70ZM72 69H74V71L75 70L79 71V72L78 71L77 72L76 71L73 72L74 74L76 73L75 75L78 76L77 78L71 72V71H73ZM103 69L104 70L106 69L105 71H107L109 69L112 72L114 71L113 77H111L112 74L111 75L107 74L106 77L108 79L106 80V77L103 76V72H105ZM57 70L58 71L61 70L60 72L64 73V74L63 75L60 74V72H57ZM62 70L64 72H62ZM96 70H98L99 72L98 71L96 72ZM100 70H103V71L101 72ZM128 70H130V71H128ZM68 71H70V72H68ZM90 71H92L91 73H93L92 75L90 74V76L91 77L93 76V77L90 79V76L88 75L86 77L87 79L85 80L84 79L85 76L88 73H90ZM116 71H117V73H119L123 77L119 76V74L117 75ZM126 71H128L127 73L130 72L131 74L129 75V74L125 73ZM82 72H83V74L84 73L85 74L83 75ZM86 72H87V74H86ZM71 73H72L73 77H72ZM80 73H81V75H80ZM97 73H99V74H97ZM191 74H192V77H191ZM230 74L234 75L235 77H233V78L230 77L231 76ZM65 75L66 76L68 75V76L66 77ZM79 75L81 76L80 78H79ZM47 76H48V78H47ZM62 76H63V78H62ZM99 76H100V78H99ZM101 76H102V79H101ZM117 76L120 77V80H121V78H123L122 85L126 81L125 85H124V87L121 85L120 86L121 88L119 87L120 91L118 90V91H115V92H113V90L110 88V85H109V88H110V91H111L109 93L111 95H109L108 94V92H109L108 89L109 88H108V86H106V84H107V82H109L108 84H110L111 81H108V80H110L111 78H116ZM50 77L51 78L53 77V79H55V80L53 81V79H51L50 81L47 82L46 80H49ZM68 77H70V78H68ZM94 77H96V78H94ZM162 77H163V79H162ZM195 77L197 79H195ZM199 77L202 78V80H201L202 82L199 80L200 79ZM67 78L69 80H66ZM74 78L77 79V81H75L76 84L78 85L76 88H75L76 85H73V84H75V82H72V81L76 80ZM93 78L96 79V80H94ZM193 78H194V80H193ZM103 79H104V81H103ZM203 79H204V82H205L206 79H207V81L204 83ZM101 80H102V82H101ZM187 80H189V81H187ZM208 80H210V82ZM69 81H70V83L67 84V87H66L69 90H66V88L64 89V87L66 86L65 83H68ZM92 81H94V82H92ZM97 81L100 84L95 83ZM105 81H107V82H105ZM197 81L198 82L200 81V82L198 83ZM218 82H219V84H218ZM71 83H73V84H71ZM92 83L93 84L95 83L97 86L90 85ZM184 83L186 84V87H184L185 86V85H183ZM210 83H212V84H210ZM52 84H53V86H52ZM63 84H65V86L62 87ZM70 84L73 85V86H71ZM68 85H70L71 88L68 87ZM101 85H105L106 87L101 86ZM199 85L200 86L202 85V86L200 87ZM247 85H248L249 88H247ZM90 86H91V88H90ZM171 86L174 87V89ZM6 87H8V88H6ZM58 87L59 88L62 87V88L59 89ZM244 87L247 88V91H246V89ZM45 88H46V90H45ZM53 88H55V89H53ZM72 88H74L73 89L74 91L72 90ZM81 88L82 89L84 88V89L82 90ZM92 88L96 89L98 92H96L94 90L91 91L90 89H92ZM103 88H106V89L104 90ZM50 89L52 91H50ZM76 89H77V93L79 92L78 95L80 93L82 94L83 92L86 93L85 95H83L84 94L83 93L82 97L85 96L84 98L87 101L84 98L81 97V94L78 96L77 93H75ZM88 89L90 90V94H93L91 96L94 97V98L96 97L98 100H96V98L95 99L91 98V96L89 97L90 94H89V90ZM248 89H250V90L248 91ZM60 90L63 91V94H62V92ZM78 90H80V91H78ZM81 90H82V92H81ZM102 90L105 91V92L104 91L103 92H104L106 97L103 94H101ZM122 90L124 91V93H121ZM72 91L75 94L72 93ZM55 92H58V94L55 93ZM60 92H61L62 97H60L61 95H59ZM66 92L69 93L71 95V97H69V95L66 94ZM95 93H96V95H95ZM113 93H115V94H113ZM116 93H118V94H116ZM119 93H121L123 95H119ZM250 93H252V94H250ZM72 94H73V96H72ZM196 94H199V96H197ZM257 94H258L259 97L257 96ZM54 95H55V99H54ZM58 95H59V97H58ZM87 95H88L89 98L87 97ZM107 95H109L108 96L109 99H107ZM117 95L119 97H117ZM251 95L253 96V98H252ZM122 96H124V97H122ZM73 97H75V98H73ZM79 97L82 98V101H81L82 103L80 102L81 99H78ZM104 97L109 101L108 103L105 102L107 100H105ZM110 97H111L112 100L110 99ZM125 97H127V98H125ZM173 97H175V100H174ZM254 97H255V99L257 97L259 98V99L258 98L256 99V102H257L256 104H259V105L255 104ZM47 98H49V102H46ZM52 98L54 99V101H53ZM65 98L66 99L68 98L69 100H71V101H69L71 103L69 105L71 107V109L68 106V104H69L68 99L65 100ZM100 98L101 99L103 98L102 99V101L104 100L103 104H104V102L107 103V105L104 104L106 107L103 104H101L102 101H99ZM122 98H123V100H122ZM90 99H92V101ZM114 99L117 100V101H115ZM124 99H126V100H124ZM170 99H172V100H170ZM195 99H196L197 102H199V104L203 103L202 105L199 106L200 109L197 107L196 104H198V103L195 101ZM88 100H90V101H88ZM64 101H66V102H64ZM73 101H75V104L79 101L80 104L78 102L77 103L78 105L76 104L77 105L76 106ZM85 101H86V103H85ZM95 101L98 102L97 105L100 104L101 106L100 105L97 106ZM111 101H115L116 103L115 102L111 103ZM122 101H125V103L122 102ZM127 101H128V103H127ZM172 101H173V104H172ZM0 102H1V100H0ZM57 102H58V104H57ZM60 102H62L63 104H61ZM88 102H90V104ZM92 102H95V103H93L95 105H93ZM66 103H68V104H66ZM120 103H123L122 104L123 106ZM81 104H83V105L81 106ZM87 104H88V106H86ZM192 104L193 105L195 104V105L193 106ZM21 105L22 104H19L18 107L21 106ZM53 105H54V107H53ZM92 105H93V107L95 106L93 109H92ZM255 105H256V107H255ZM72 106H73V108H72ZM83 106H85L86 108L88 107L87 110L90 108L89 109L90 114H89L88 111H86V108L83 107ZM110 106H112V107H110ZM114 106H116V108ZM201 106H202V108H201ZM232 106H236V108L232 107ZM240 106H243V107L241 108ZM253 106H254L255 112H254V110L253 111H249V112H251V113L253 112L252 114L256 113V115H253L252 116L253 119H252L251 118V113L246 112V111H248L250 108L253 109ZM76 107L78 109H76ZM97 107H98L99 110L97 109ZM114 108H115V112H114ZM131 108H132V110H131ZM234 108L236 110H234ZM65 109L67 111H69V109H70V112L72 111V112H74V114L76 112V113H78V115L75 114L76 115L75 116L71 112V114H73V117L69 113V115H66V116L62 117L61 119H59L60 118L59 117L60 113H58V111L60 110V112H61L62 110H65ZM79 109H80L82 114H79L80 113V111L78 112ZM111 109H113V111ZM116 109H117V111H119L118 114H114V113H117ZM126 109H127V111H125ZM22 110L23 111L26 110L25 111L26 113L23 112ZM100 110H103V111H100ZM256 110H257V112H256ZM85 112L88 113L89 115L86 114ZM93 112H95V113H93ZM103 112H105L107 114H105V113L103 114ZM124 113L125 114L129 113V115L126 114L125 115L126 117H124V115H122L123 119L121 117H118V116H120L121 114H124ZM46 114H48V115H46ZM108 114H109V116H107ZM245 114H247V115H245ZM248 114H250L249 117H248ZM114 115L116 116V118H119V119L114 118L115 117ZM132 115L134 117H132ZM243 115H245V116H243ZM98 116L100 118L103 117L101 119L102 121L100 120V118ZM105 116H106L107 119H108V117H111L110 119H108V121L109 120L110 121L106 125V126H110L111 128L107 127L108 128L107 129V128H104L105 125L102 126V124L104 123L103 121L105 119ZM240 117H244V118H240ZM247 117L249 118V122H248V118ZM72 118H74V120ZM85 118H87L88 120L85 119ZM128 118H130L131 121L133 120V122L131 123V121H129L130 119L128 120ZM121 119L123 120V122H122ZM112 120L113 121L114 120H117V121L119 120V122H116V121L112 122ZM120 120H121V123H120ZM126 120H128L131 123L130 124L131 126L127 125L128 122ZM243 120H244L245 123L243 122ZM234 121L235 122L237 121V122L235 123ZM78 123H80L84 127H82L80 124L78 125ZM117 123H118V125H120V127L117 125ZM123 123H125V126H124ZM252 123H253V125H252ZM257 123H259V126L257 125ZM84 124H86V126ZM246 124L247 125L250 124L251 128L249 127V125L247 126ZM114 125L115 126L117 125L118 127L117 126L116 127L119 128V129L120 128H124V129H120L121 131L119 129L117 130V128ZM121 125L124 126V127H121ZM126 125L128 127L130 126L131 130L138 129V130H135L136 132L134 130L133 131L136 134H138V135H136V134L135 135L139 139H141L140 137H143L142 140L147 138V139L144 140L143 144H141L142 141L140 140L141 141V142L139 141L140 144H138L139 142L137 143L138 146H136V143L134 145L133 143H134V141L136 139L135 140L133 139V141L130 140V142H131L130 144H129V142H127V141L125 142V141L122 140L125 137H127L125 139H127L128 141L130 139L128 137L129 136L128 132H126V131H128L127 130L128 127ZM134 125H135V127H137V125H138V127L135 128V127H133ZM232 125L236 126L238 129L236 127L232 128ZM251 125L253 126V128H252ZM261 125L263 126V128H261L262 127ZM170 126H172L171 128L174 131L170 128ZM80 128H83V129H80ZM229 128L231 129V131L234 134L232 132H230ZM256 128H259L260 130L258 129L259 131L255 132ZM106 129H107V132H105ZM112 129L114 130V132H113ZM109 130H111L114 134L112 132L110 133ZM168 130H170V131H168ZM103 131H104V133H102ZM123 131H125V132H123ZM138 131H140V132L138 133ZM162 131H164V132H162ZM166 131H168V132H166ZM97 133H98V135H97ZM106 133H108V134H106ZM125 133H126V135H125ZM165 133H167V134L164 135ZM169 133H171V134H169ZM172 133L173 134L176 133L179 136V139L181 141L178 139V142L184 141L182 143L184 144L186 142L185 144L187 146L185 144L183 145L181 143L178 144L177 135L176 134L173 135ZM230 133H232L233 135H231ZM95 134L97 136H95ZM227 134H229L230 136L227 135ZM256 134H257V137L259 136L260 140L257 139ZM114 135H117V137L114 136ZM123 135H124V137H123ZM141 135H143V136H141ZM172 135L173 136L176 135V136L173 137ZM225 135L227 137H225ZM113 136H114V138H113ZM171 136H172V139L171 138L169 139V137H171ZM231 136H232V138H231ZM263 136H264V134H263ZM251 137H253V138H251ZM165 138L168 141L165 140ZM217 138H219V139H217ZM254 138L256 140L255 143L253 142ZM110 139H111V141H110ZM118 139H119V141H122V142H120L121 144H125V145H120V143L118 142ZM226 139L228 140V142H227ZM193 140H194V143H193ZM112 141L113 142L116 141L115 142L116 145L113 144ZM166 141L168 143H166ZM173 141L176 142V143L174 142L175 144L173 143L174 145L172 144ZM123 142H125V143H123ZM187 142H188V144H187ZM220 142H222V143H220ZM75 143L77 145L76 141L73 143V145H75ZM96 143H99V141L96 142ZM197 143H198V145H197ZM112 144L115 145V147L111 146L113 149L118 147V148H116V150L114 149L115 151L118 152L120 150L118 152V156L122 157L123 159H124V157H128L129 156V159L127 158L128 160L124 161L123 159L120 158V161H119L118 160L119 159L118 156H117L118 158L116 156H115L116 157L115 158L114 155H113L114 152H111L113 150L110 151V149H112V148H110V145H112ZM176 144H178V146ZM25 145H26V147H25ZM161 145H163V146H161ZM170 145H173V146H170ZM123 146H125V148ZM130 146H132L133 148L130 147ZM175 146H177V148ZM226 146H227V148H226ZM100 147H101V150H100ZM104 147H105V149H104ZM121 147L124 148L125 151H128V149H130V148H131L130 150L134 149V150H132L134 154H131L132 151L129 150L128 153L130 155H128V153H127L128 156H126V154H124V152H125L124 149H122ZM126 147H128V148H126ZM187 147H189V148H187ZM106 148L107 149L110 148L109 151ZM138 148H139V150H138ZM140 148H141V150H140ZM171 148H172V150H171ZM103 149L106 150L105 152H107L108 154L103 152L104 151ZM136 150L138 151V153H139V151L143 152V154L141 152V155H140V157L142 156L141 158L139 157V154L137 153ZM179 150L180 151H184V152L188 151V150H190V151L192 150V152L194 151L193 153L189 151L190 152L189 154H191L189 156V158L191 157L189 159V163L191 164L193 162V164H194V165L191 164L192 167L194 166L191 169L192 170L191 173L189 172V173L181 174L182 172L179 169L180 158H178V157L181 156V154H179ZM0 152H1V150H0ZM78 152L82 153L81 148H78ZM91 153H93V151H91ZM121 153H122V155H120ZM227 153H228V156H227L228 158L226 157ZM171 154H173V155H171ZM175 154H176V156H175ZM251 154H252V156H251ZM0 155H1V153H0ZM103 156H105V157H103ZM108 156H110V157L113 156V157L109 159V158H107ZM174 156H175V158H173ZM136 157L139 158V162L137 161L138 159ZM244 157L246 158L247 161L244 159ZM254 157H255V160H254ZM256 157L257 158L259 157L258 160H257ZM105 158H106V160H105ZM114 158H115V160H114ZM134 158L136 159V161H134L135 160ZM252 158L254 160V163L251 162V161H253ZM97 159H100V160L98 161ZM107 159H109L110 161L108 160V162H107L108 164L106 165ZM141 159H142L143 162L141 161ZM191 159H192V161H191ZM260 159H261V161H259ZM103 160H104L105 164L102 163ZM112 160L114 161V163H118V161H119L118 164H121V166H122L123 163H126V161L128 163V161L130 160V162H129L128 166H126L127 164H125L124 167L123 166L120 167L118 164L115 165L114 163H111ZM116 160H118V161H116ZM194 160H195V162H194ZM242 160H244V161H242ZM94 161L95 162H97V161L100 162V165L102 164V165H104V167L102 165L100 167L98 162H97V167H96V163ZM131 161H133V162H131ZM255 162H256L257 165L255 164ZM139 163L142 166V168H140L141 166L139 165ZM248 163H250L251 165L248 164ZM133 164H135V165H133ZM144 164H148L149 166L148 165H144ZM105 165H106V167H105ZM109 165L112 166V168H110ZM129 165H132L134 168L132 166H129ZM136 165H139V166H136ZM113 167H116V168H113ZM117 167L122 168L120 173L118 172L120 169H118ZM126 167H128V168H126ZM109 169H111L110 170L111 173H109ZM112 169H115L114 170L115 172ZM246 169H248L247 172L245 171ZM131 170H133V171H131ZM221 170L224 171V172L221 173ZM231 170H232V172H231ZM208 171L210 172V175L208 174ZM213 171H215V172H213ZM116 172L119 173V175L118 176L117 175L113 176L112 174L113 173L116 174ZM127 172H126V174H127ZM137 172H139L140 174L137 173ZM206 172H207V175H206ZM121 173H122V175H121ZM224 173L226 174L225 176H223ZM229 173H231V174H229ZM189 174H191L192 178H191V176ZM139 175H140V177H138ZM208 175L210 176L211 179H209ZM119 176H121V177H119ZM130 176H131V178H130ZM133 176H135V178L137 180H134L135 178ZM233 176L235 177V179H234ZM116 177H119V178H116ZM227 177L229 178V180H226ZM238 177H240L241 179L240 178L238 179ZM205 178L207 180H211V184H210V181L206 182ZM188 179H189V181H188ZM124 180H126V179H124ZM132 180H133V183L131 182ZM262 180L264 181V179H262ZM184 181L182 180L181 183L184 182ZM100 183H101V185H100ZM107 183H109L111 185V188H110V185L107 184ZM206 183H207V185H206ZM234 185L237 188V189L235 188L236 192L233 189L235 187ZM241 186H242V189H241ZM213 187L214 188L216 187L217 189L216 188L214 189ZM238 188H239V191H240V192L238 191L240 193V195L237 192ZM102 190H100V191H102ZM230 190H232L233 192L230 191ZM242 190H243V192H242ZM151 191H152V193H154L153 195H155V196H157L159 198L160 197L161 198H163V197L164 198H169V190H167L165 188L164 184H158L155 188H152ZM244 191L247 193V197L250 196V198L249 197L247 198L246 194L244 195ZM248 193L250 195H248ZM235 195H237L238 197H236ZM241 195L244 196V197H242ZM191 196H192V198H191ZM260 197H261V199H260ZM189 198H190V202H191L190 207L191 206L193 207L191 209L188 206ZM217 198H218V200H217ZM252 199H254V200H252ZM250 201H251V203H250ZM202 205H204V206H202ZM207 206H209V207H207ZM193 209H195V210L197 209V210L193 211ZM200 212H198V213L201 214ZM243 212L245 214H243ZM239 214L243 215V216L240 217ZM236 215H238V216H236ZM210 216H211V218H210ZM209 219H211V220H209ZM0 221H1V219H0ZM9 221L10 220H7L6 222L8 223ZM157 222H158V220L155 221V225L156 226L154 227L156 229L154 230V228H153V229H151L153 231H151V230H149L150 228H144L146 230H142L143 229L142 227L141 228L140 227L136 228L134 226V228H133V227H131L132 223H131V226L128 227L130 224H129L128 221H125V220H120V222H118V220H117V221L113 222L112 225H111V223H109L107 221H102V222L99 223V225H101L100 226L101 229L99 228L100 232H98L99 234H97V235H100V236H96L97 238L95 237V241H92V243H89L90 245H88V246L90 247L91 244H92L93 248H95V247L99 248L102 245V243L103 244H111V243H113L112 241H114L115 244L114 243L113 244L115 246L121 245V247H119V249H122V250L126 251L127 254L133 255L135 259H137V258L138 259H143V260L144 259H146V260L151 259L152 262H150V264H152V263L154 264V262H156L155 264H164V261L165 260H169V257H170V264H176V257H177V254H178L179 250L181 249V243H180V241L176 240L175 234L173 233V231L169 227H167L168 226L167 223H164L163 221L162 222L160 221L157 224ZM122 223H124V225L126 224L127 226L125 225L126 226L125 227ZM102 224H103V226H102ZM106 224H107V228H105ZM109 224H110V226H112L111 227L112 230H113V228L115 229V228H118L119 226H122L123 229L124 228L125 229L127 228V229L126 230H122V227H120L118 229L113 230V231L116 232L114 234V232H112V230L110 229ZM119 224H121V225H119ZM102 229L104 230V233H105V229H107L106 231H108L111 236L109 235L108 232L103 236ZM138 229H139V231H138ZM110 230H111L112 233L110 232ZM131 231H133V232H131ZM153 232H154V234H153ZM9 233L14 235V237H17V235H18L17 231L15 230L14 227L13 228L12 227L9 228ZM123 236H124V238H123ZM104 237L108 241H106L104 239ZM115 237H117V239ZM209 241H210L211 244H209ZM119 242H121L123 244V247H122V244L119 243ZM113 244H111V245H113ZM215 246H213L214 247L213 249H215ZM85 247H87V246H85ZM207 248L204 247V249H206V250H207ZM237 248H238V250H237ZM133 249H134V251H133ZM172 250H174L176 257H174V256L172 257L170 255ZM144 252H146V253H144ZM148 252L151 253V254H148ZM86 254L90 255L89 253H86ZM148 256H150V257H148ZM146 260L144 262H147ZM112 263H113V257L112 256H107L106 258H104V261L99 262L98 264H112ZM0 264H1V261H0ZM121 264H123V263H121ZM218 264H221V262H218Z\"/></svg>",
	"mask_w": 264,
	"mask_h": 264
},
{
	"label": "clouds",
	"instance_id": "clouds-1",
	"mask_svg": "<svg viewBox=\"0 0 264 264\" xmlns=\"http://www.w3.org/2000/svg\"><path fill=\"white\" fill-rule=\"evenodd\" d=\"M129 75H130V73H129ZM126 95V94H125Z\"/></svg>",
	"mask_w": 264,
	"mask_h": 264
}]
</instances>
